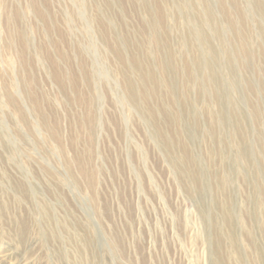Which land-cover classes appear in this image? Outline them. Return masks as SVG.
<instances>
[{
  "label": "rangeland",
  "instance_id": "1",
  "mask_svg": "<svg viewBox=\"0 0 264 264\" xmlns=\"http://www.w3.org/2000/svg\"><path fill=\"white\" fill-rule=\"evenodd\" d=\"M0 264H264V0H0Z\"/></svg>",
  "mask_w": 264,
  "mask_h": 264
}]
</instances>
